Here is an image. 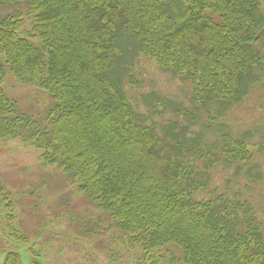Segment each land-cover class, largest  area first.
Returning a JSON list of instances; mask_svg holds the SVG:
<instances>
[{
    "label": "trees",
    "instance_id": "16d2710c",
    "mask_svg": "<svg viewBox=\"0 0 264 264\" xmlns=\"http://www.w3.org/2000/svg\"><path fill=\"white\" fill-rule=\"evenodd\" d=\"M19 3L29 7L28 31L20 14L0 21V142L22 139L43 151V164L71 176L147 264H174L170 247L184 264H264V227L251 202L208 192L218 166H237L239 176L253 162L251 131L205 145L203 134L175 121L160 128L167 112L160 98L143 96L139 107L125 84L139 52L187 85L195 103L224 113L239 106L264 69V0H0V7ZM7 70L52 97L45 125L17 111ZM22 128L31 134L22 138ZM253 146L264 154V133ZM0 198L10 242L27 247L1 185ZM2 253L3 264H24L19 252Z\"/></svg>",
    "mask_w": 264,
    "mask_h": 264
},
{
    "label": "rangeland",
    "instance_id": "374dc122",
    "mask_svg": "<svg viewBox=\"0 0 264 264\" xmlns=\"http://www.w3.org/2000/svg\"><path fill=\"white\" fill-rule=\"evenodd\" d=\"M15 14L24 18L22 32L28 31L30 19L26 4L0 7V21ZM255 77L256 86L250 95L227 113L220 112L217 104L203 107L195 103L187 85L139 52L128 66L125 84L127 94L139 107L143 96L154 94L160 98L167 110L159 121L160 128L175 121L179 129L185 128L193 135L203 134L205 145L220 142L223 136L239 139L246 131H251L249 150L255 155L253 162L241 167L243 171L239 176L235 174L237 166L227 170L223 165L218 166L208 192L226 193L230 197L238 195L251 202L252 210L264 227V154L257 153L253 146L261 142L264 133V69L255 72ZM130 81L137 86L132 88ZM5 90L19 113L41 126L46 124L47 114L54 106L48 93L18 82L8 70ZM30 134L29 129H21L22 138ZM42 154L43 151L22 139L0 142V185L14 201L16 226L30 242L27 247L10 242L0 198V264L4 263V250L19 252L24 264H147L142 252L127 244L128 240L109 215L102 212L87 193L80 191L78 184L73 183L72 177L65 175L59 165H44ZM249 168L254 179L246 176ZM257 174H261L260 181ZM30 248L40 253L37 261L32 258ZM170 249L175 252L174 264H184L179 260V251ZM160 264H172L171 258H162Z\"/></svg>",
    "mask_w": 264,
    "mask_h": 264
}]
</instances>
